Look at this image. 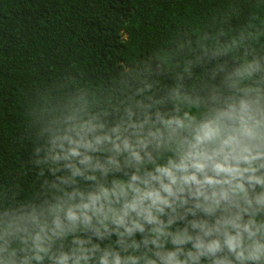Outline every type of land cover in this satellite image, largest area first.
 Listing matches in <instances>:
<instances>
[{
  "label": "clouds",
  "instance_id": "obj_1",
  "mask_svg": "<svg viewBox=\"0 0 264 264\" xmlns=\"http://www.w3.org/2000/svg\"><path fill=\"white\" fill-rule=\"evenodd\" d=\"M183 87L129 104L114 124L69 117L38 161L51 171L53 198L0 215V264H243L264 255V109L247 93L220 101L214 88L207 99L218 106L197 120L181 111L199 103ZM168 101L174 112L161 110Z\"/></svg>",
  "mask_w": 264,
  "mask_h": 264
},
{
  "label": "trees",
  "instance_id": "obj_2",
  "mask_svg": "<svg viewBox=\"0 0 264 264\" xmlns=\"http://www.w3.org/2000/svg\"><path fill=\"white\" fill-rule=\"evenodd\" d=\"M237 69L246 72L231 87ZM180 84L199 98L181 106L197 120L218 106L214 88L220 101L247 93L264 109V0H0V215L53 198L38 161L69 117L114 124Z\"/></svg>",
  "mask_w": 264,
  "mask_h": 264
}]
</instances>
